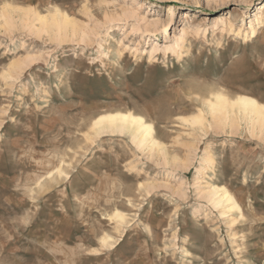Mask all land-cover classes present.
<instances>
[{
    "label": "rangeland",
    "instance_id": "obj_1",
    "mask_svg": "<svg viewBox=\"0 0 264 264\" xmlns=\"http://www.w3.org/2000/svg\"><path fill=\"white\" fill-rule=\"evenodd\" d=\"M5 6L0 264H264V125L187 122L216 91L264 104V0ZM55 10L71 24L53 26ZM130 111L163 151L92 133ZM211 186L239 209L212 204Z\"/></svg>",
    "mask_w": 264,
    "mask_h": 264
},
{
    "label": "bare ground",
    "instance_id": "obj_2",
    "mask_svg": "<svg viewBox=\"0 0 264 264\" xmlns=\"http://www.w3.org/2000/svg\"><path fill=\"white\" fill-rule=\"evenodd\" d=\"M9 8V6H5L0 13V19L5 20V24H8L7 20L9 19L6 18L7 14H5L4 11L7 12ZM69 18L70 17L68 15L55 10L54 14H52L51 22L53 23V26L61 29L63 28V23L66 22L71 24ZM39 20L43 23L48 21L45 17H39ZM258 24H264V10H262V12L258 15ZM153 26L156 25L153 24ZM252 32L253 35H255L256 29H253ZM153 52L156 53V50L154 49ZM203 102H205L204 110H200L199 114L192 119H186L187 122L193 126L199 125L203 127L207 118L206 115L211 118L208 125L211 129L218 128L226 131L228 127L233 128L235 124H238L240 118L247 119L253 127L256 125H260L262 127L264 125V104L259 103L255 98L245 95H238L235 98H231L222 91H216L212 92L210 97L205 99ZM91 131L97 137L105 134L130 135V138H132L133 142L139 148L148 147L152 151H163L161 143L156 139L154 125L147 122L143 117L135 115L131 111L103 114L93 121ZM209 195L212 204L216 207L222 206L224 208H228V211L239 209L234 196L227 190L226 187L211 186ZM114 218L120 222L124 221V216L119 211L115 213ZM101 242H103V245L107 247L109 245H114L113 243H110L107 238H103Z\"/></svg>",
    "mask_w": 264,
    "mask_h": 264
}]
</instances>
